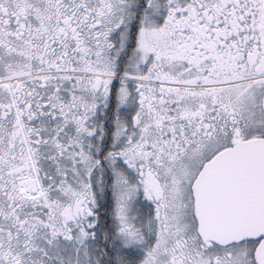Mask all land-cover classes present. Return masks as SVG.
I'll return each mask as SVG.
<instances>
[{"label": "snow or ice", "instance_id": "obj_1", "mask_svg": "<svg viewBox=\"0 0 264 264\" xmlns=\"http://www.w3.org/2000/svg\"><path fill=\"white\" fill-rule=\"evenodd\" d=\"M0 264H264V0H0Z\"/></svg>", "mask_w": 264, "mask_h": 264}]
</instances>
